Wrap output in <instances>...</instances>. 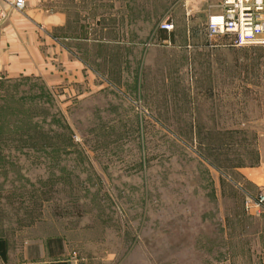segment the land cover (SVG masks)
<instances>
[{
    "label": "rangeland",
    "instance_id": "374dc122",
    "mask_svg": "<svg viewBox=\"0 0 264 264\" xmlns=\"http://www.w3.org/2000/svg\"><path fill=\"white\" fill-rule=\"evenodd\" d=\"M28 5L67 0L12 12ZM163 7L119 34L95 13L70 11L61 33L39 23L51 44L75 38L82 66L0 74V237L15 253L61 239L72 264H264V211L245 207L264 190V46L211 43L187 15L163 42Z\"/></svg>",
    "mask_w": 264,
    "mask_h": 264
},
{
    "label": "crops",
    "instance_id": "0c3cea01",
    "mask_svg": "<svg viewBox=\"0 0 264 264\" xmlns=\"http://www.w3.org/2000/svg\"><path fill=\"white\" fill-rule=\"evenodd\" d=\"M176 0H67L66 11L61 7L55 8L51 15H44L42 9L29 7L26 15L8 12L7 18L0 26V74H21L33 71L44 72L48 64L55 63L58 67L78 68L86 59L85 51L73 44V37H66L69 46L64 48L60 44L50 43L47 33L37 28V24H49L55 32H60L69 27L71 23L69 13L73 11L79 18L96 14L95 22H100L99 30L105 33L106 29H113V34H119L123 20L128 23H137V27L144 29V20H138L139 14H145L153 10L154 5L164 6L169 9ZM205 0H183L170 8V20L175 27L181 19H200L207 24L208 9L199 6ZM26 2V0H25ZM192 2L190 9L187 3ZM106 3L111 7L105 8ZM221 3V0L219 1ZM89 5L88 8L84 5ZM198 4V5H197ZM216 4V3H215ZM72 5V9H70ZM91 5V6H90ZM96 5V6H95ZM153 5V6H152ZM163 7V8H164ZM219 9L212 7V13ZM83 22V20H82ZM84 31L85 26L78 24ZM81 29V31H82ZM173 29V30H174ZM158 39L163 42L169 41V32L156 29ZM243 47V46H242ZM240 48V47H236ZM47 244L34 245V251H27L26 244L18 247L17 253L12 250L11 244L5 237H0V263L2 264H72L67 246L61 239H56ZM29 246V245H28Z\"/></svg>",
    "mask_w": 264,
    "mask_h": 264
},
{
    "label": "built area",
    "instance_id": "2783aa9c",
    "mask_svg": "<svg viewBox=\"0 0 264 264\" xmlns=\"http://www.w3.org/2000/svg\"><path fill=\"white\" fill-rule=\"evenodd\" d=\"M24 8L25 0H0V25L9 11L22 12ZM157 28L171 32L174 25L169 18H165ZM206 33L211 43L218 37H228L234 47L249 44L264 46V0H221L219 11L208 16ZM245 207L264 211V190L254 199H247ZM72 259L75 264H80L76 262L74 253Z\"/></svg>",
    "mask_w": 264,
    "mask_h": 264
}]
</instances>
